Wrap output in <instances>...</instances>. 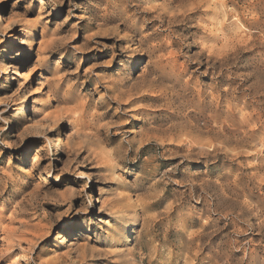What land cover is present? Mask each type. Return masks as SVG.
<instances>
[{"label": "rangeland", "instance_id": "374dc122", "mask_svg": "<svg viewBox=\"0 0 264 264\" xmlns=\"http://www.w3.org/2000/svg\"><path fill=\"white\" fill-rule=\"evenodd\" d=\"M189 3L0 0V264H264V0Z\"/></svg>", "mask_w": 264, "mask_h": 264}, {"label": "bare ground", "instance_id": "6f19581e", "mask_svg": "<svg viewBox=\"0 0 264 264\" xmlns=\"http://www.w3.org/2000/svg\"><path fill=\"white\" fill-rule=\"evenodd\" d=\"M189 1L190 3L194 0H187ZM209 0H202V2L206 5H209L207 2ZM182 2V1H181ZM189 3V4H190ZM199 4V3H198ZM176 6V5H175ZM178 6V5H177ZM182 8V7H181ZM192 8V7H191ZM185 10V9H184ZM102 21L104 19H101ZM261 27L264 28V20L261 22ZM215 62V61H214ZM26 76L25 74H22V79H25ZM35 93V92H34ZM199 95V94H198ZM173 97V96H172ZM198 97V96H197ZM183 98V97H182ZM175 99V98H174ZM174 99H172L171 101H173ZM20 100V99H19ZM181 102V101H180ZM170 103V101L168 102ZM179 103V102H177ZM174 104V103H173ZM171 105V104H170ZM180 105V104H179ZM184 105V104H183ZM24 105H22L23 107ZM183 108V107H182ZM191 109V108H190ZM180 111V110H179ZM174 113V112H173ZM179 113V112H178ZM182 113V111H181ZM178 115V114H177ZM192 115L194 117H192ZM198 115V113L194 112H188L185 114L186 118H190L189 120L186 121V123L184 124V126L181 128L180 126V135H184L183 136V139L182 142H183V145L184 147L186 148V151L188 153V155H195V156H201V157H205V158H210L217 150H229L230 152L233 153L232 155V158H236L239 154L243 153L241 152L240 150L244 147L247 146V143L249 142H245V141H242V140H238V141H235V143L232 142V139H231V142L229 141V136H226L224 133V131L227 129V123L226 121L225 122H222L220 124V128L218 131H216L214 129V127H212V124H211V120L209 118H203L202 120V125L199 124L198 120L196 119V116ZM179 116V115H178ZM184 116V117H185ZM173 118V117H172ZM249 120H250V117H248ZM184 121V120H183ZM181 123V121H180ZM183 123V122H182ZM165 125V124H164ZM172 125V124H171ZM215 125V124H214ZM213 125V126H214ZM170 126V125H169ZM178 126V125H177ZM217 126V125H216ZM167 127V125H166ZM257 127V126H256ZM159 128V127H158ZM250 128V127H249ZM165 129V128H164ZM154 130V129H153ZM232 130V129H231ZM239 130V129H238ZM241 130V129H240ZM245 130V129H244ZM170 131V130H169ZM243 131V130H242ZM149 133V132H148ZM165 133V132H164ZM178 133V132H177ZM248 133V132H247ZM173 133H171L172 135ZM235 134V133H233ZM242 134V133H241ZM240 134V135H241ZM246 134V133H244ZM146 135V134H145ZM167 135V134H166ZM169 135V133H168ZM247 136V135H246ZM165 137V136H164ZM232 137V135H231ZM235 137V136H234ZM237 137V136H236ZM235 137V138H236ZM239 137V136H238ZM264 137V136H263ZM150 138V137H149ZM156 138V136H155ZM173 138V137H171ZM176 138V136H175ZM179 138V137H178ZM182 138V137H181ZM234 138V139H235ZM243 138H246V137H243ZM170 139V138H169ZM180 139V138H179ZM233 139V140H234ZM249 139V138H248ZM180 140V141H181ZM236 140V139H235ZM165 141V140H164ZM174 141V140H172ZM179 141V142H180ZM255 141V140H254ZM167 142V141H166ZM169 142V141H168ZM171 142V141H170ZM180 142V143H182ZM236 145L235 147L234 146H231V145ZM250 144V143H249ZM248 144V145H249ZM252 145V144H251ZM254 145V144H253ZM252 145V147H253ZM233 147V148H229V147ZM251 147V148H252ZM262 147V146H261ZM247 148V147H246ZM250 149V148H249ZM253 150V149H252ZM255 151V150H254ZM175 152V150H174ZM248 153V152H247ZM252 153V152H251ZM180 155V154H179ZM184 155V154H182ZM216 155H213L212 157H214ZM259 156V155H258ZM186 157V156H185ZM189 158V157H188ZM192 159V158H191ZM254 163V162H253ZM263 163V162H262ZM241 165V164H240ZM257 165V164H256ZM259 172V171H258ZM261 172V171H260ZM253 175V174H252ZM253 177V176H252ZM258 177V176H256ZM262 179V178H261ZM263 181V180H262ZM205 184V183H204ZM231 185V184H230ZM192 187V186H191ZM208 187V186H207ZM258 189L261 190L262 188H264L263 185L259 184L257 185ZM222 190V189H221ZM229 190V189H228ZM242 196V195H241ZM245 200V199H244ZM227 201V200H226ZM247 204V203H246ZM136 209V208H135ZM245 209L246 210H249L251 211V213L253 214V216L255 217V219L259 220L258 224H257V227H259V229H261L263 226H264V213L261 211L260 207L258 206V204H255V205H245ZM127 212V210H125ZM137 214V213H136ZM65 228H68V225L65 226ZM262 230V229H261ZM194 235V234H193ZM199 238V236H196L194 239L192 240H188L184 243V250L187 251L188 253H191L189 252L190 250H195V248H198V245L196 246V243L195 241ZM189 239V238H188ZM198 244V243H197ZM194 245V246H193ZM195 258H196V253L194 252V255H193Z\"/></svg>", "mask_w": 264, "mask_h": 264}]
</instances>
